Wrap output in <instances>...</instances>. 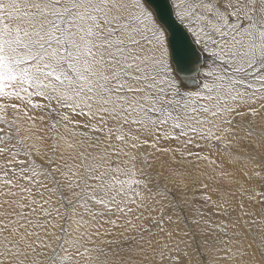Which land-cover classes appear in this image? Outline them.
<instances>
[{
	"label": "snow or ice",
	"instance_id": "1",
	"mask_svg": "<svg viewBox=\"0 0 264 264\" xmlns=\"http://www.w3.org/2000/svg\"><path fill=\"white\" fill-rule=\"evenodd\" d=\"M177 183L264 264V0H0V264H191Z\"/></svg>",
	"mask_w": 264,
	"mask_h": 264
},
{
	"label": "bare ground",
	"instance_id": "2",
	"mask_svg": "<svg viewBox=\"0 0 264 264\" xmlns=\"http://www.w3.org/2000/svg\"><path fill=\"white\" fill-rule=\"evenodd\" d=\"M62 163V162H61ZM50 187L52 185H49ZM189 187L184 188L182 185L177 183L172 188V193L169 197V200L175 205V215L174 219L179 220L178 231L181 233L180 236H177V240L186 241L190 245L187 250L191 255V264H198V262L203 259L199 256L196 249L198 245H202L203 236L200 234V227L193 224L192 221L198 219L197 210L203 208L204 202L200 199L201 192L200 190L194 188L193 185L189 184ZM215 198V197H214ZM55 199V197H53ZM206 213L210 209H203ZM189 233L188 236H183V233ZM195 234V238H193ZM186 245L181 243V247L184 248ZM206 250V249H205ZM210 258V257H209ZM187 264V262H185ZM223 264V262H220Z\"/></svg>",
	"mask_w": 264,
	"mask_h": 264
},
{
	"label": "rangeland",
	"instance_id": "3",
	"mask_svg": "<svg viewBox=\"0 0 264 264\" xmlns=\"http://www.w3.org/2000/svg\"><path fill=\"white\" fill-rule=\"evenodd\" d=\"M189 187V186H188Z\"/></svg>",
	"mask_w": 264,
	"mask_h": 264
}]
</instances>
